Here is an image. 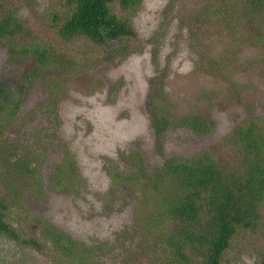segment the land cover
<instances>
[{"label":"rangeland","instance_id":"rangeland-1","mask_svg":"<svg viewBox=\"0 0 264 264\" xmlns=\"http://www.w3.org/2000/svg\"><path fill=\"white\" fill-rule=\"evenodd\" d=\"M24 1L23 18L31 10L36 14L32 26L61 11L62 0ZM218 3L144 0L137 17L143 35L137 54L113 56L87 37L72 39L68 45L81 56L79 68L45 66L25 96L16 93V83L35 70L36 57L11 63L7 47L0 46V84L11 88V99L22 100L0 136V160L16 176L22 162L34 159L37 169L31 181L18 179L8 194L20 198L26 209L12 220L22 237L0 235V264H111L144 250V218L152 216L156 203L135 220L137 204H149L152 193L145 189L147 182L141 195L138 179L134 185L124 178L138 174L136 153L152 167L166 157L192 160L207 151L223 164L237 165L233 146L223 140L256 116L264 127V48L241 44L233 63L216 71L213 56L225 54L236 34L219 24V19L230 22L227 13L223 17L214 10L211 18H199ZM239 26L264 46V12L249 14ZM153 98L158 113L172 121L163 156L156 151ZM187 116L208 119L214 127L198 134L184 124ZM69 155L76 158L75 174L67 164ZM262 215L235 241L227 264L263 263L264 207ZM40 221L69 232L81 243L78 254L61 257L51 239H38L43 236ZM168 228L176 230L178 223Z\"/></svg>","mask_w":264,"mask_h":264},{"label":"trees","instance_id":"trees-1","mask_svg":"<svg viewBox=\"0 0 264 264\" xmlns=\"http://www.w3.org/2000/svg\"><path fill=\"white\" fill-rule=\"evenodd\" d=\"M143 1L62 0L61 11L52 12L47 18L49 22L44 19L32 26L36 14L31 10V14L23 18L26 15L21 11L26 5L24 0H0V46L7 47L11 63L30 55H35L37 60L35 70L17 81L16 93L25 96L42 75L45 66L67 64L69 70L78 69L81 56L69 47L72 39L87 37L102 45V49L114 52L113 56L137 54L143 43V35L137 25ZM219 2L211 8L206 7L205 15H199L201 20H205L211 18L214 10L223 17L227 13L231 17L230 22L227 18L219 19V24L225 23L236 33L231 36L233 42L230 49L218 59L213 56L211 63L216 71L233 63L241 44L264 48L257 39L247 38L250 37L248 33L239 31V25L249 14L261 15L264 12V0ZM261 60H264V53ZM10 90L5 83L0 84V136L18 114L22 103V100L9 97ZM151 108L156 151L163 156L172 121L165 116L166 113L162 116L158 113L156 98H153ZM189 118L182 119L184 124L198 134L207 133L214 127L208 119ZM263 131L264 127L256 116L223 140L225 146L234 148V159L237 161L234 167L229 166L230 161L221 163L211 151L201 153L192 160L166 157L162 164L155 167L150 166L143 155L136 153L134 159L138 163V174L133 172L124 178L134 185L137 179L138 185L147 182L148 188L142 185L143 188L137 190L141 195L146 190L152 193L149 194V204L145 200L137 204L135 220L138 221L140 212L153 203H156V210L152 211L151 217L144 218L143 224L147 226L141 237L144 250L127 254L118 263L111 264H227V254L235 241L247 227L254 226L263 218ZM67 161L72 174H75L78 167L76 158L69 155ZM35 162L34 159L22 162L19 165L21 171L19 169L16 176L13 167L0 160V235L16 239L22 237L13 227L12 220H17V212L26 207L20 198L12 196L10 199L8 194L13 193L18 179L31 181L37 174ZM175 222L178 228L169 229L168 225ZM39 227L43 236L38 239H51L61 257L71 258L72 254H78L76 249L81 243L69 232L43 221H40ZM32 242L39 245L36 240Z\"/></svg>","mask_w":264,"mask_h":264}]
</instances>
